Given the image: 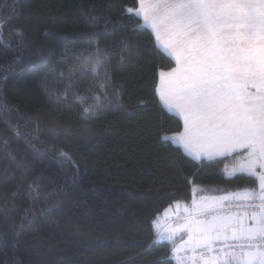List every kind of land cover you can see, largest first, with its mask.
Segmentation results:
<instances>
[{"label":"trees","instance_id":"trees-1","mask_svg":"<svg viewBox=\"0 0 264 264\" xmlns=\"http://www.w3.org/2000/svg\"><path fill=\"white\" fill-rule=\"evenodd\" d=\"M136 7L0 0V264H178L173 243L156 239L158 215L197 195L260 192L257 176L225 173L242 152L196 159L168 138L183 121L157 87L175 60L142 19L123 11ZM97 44L106 63L94 79ZM83 107L98 115L83 118ZM37 177L33 200L27 185ZM26 210L32 223L22 219Z\"/></svg>","mask_w":264,"mask_h":264},{"label":"snow or ice","instance_id":"snow-or-ice-1","mask_svg":"<svg viewBox=\"0 0 264 264\" xmlns=\"http://www.w3.org/2000/svg\"><path fill=\"white\" fill-rule=\"evenodd\" d=\"M123 11L150 25L176 57L178 67L161 73L160 89L163 102L184 118L185 130L175 137L176 143L193 151L197 159L212 160L224 153L245 150L247 155L231 171L251 172L259 179L261 204L260 211L252 214L255 225L237 227L232 217L217 215L219 203L201 205L195 209L196 214L211 215L212 220L193 222L189 238L193 250L212 252L220 239L247 241L250 250L243 252L245 246L241 244L243 254L225 253L227 259H221V264H264V172H256L257 165L264 169V0H137L135 9ZM95 19L92 17L90 22ZM17 34L22 36V30L17 29ZM124 46L128 47L126 43ZM96 57L88 69L94 79L99 78L106 63L99 55L98 44ZM106 80L111 82L110 77ZM100 92L106 96L104 84ZM100 92L93 93L98 102ZM75 102L82 104L83 98L77 96ZM96 115L92 108L83 107V118ZM15 134L21 135L18 128ZM4 143L7 145L6 140ZM46 150L79 167L63 149L49 145ZM40 191L37 177L27 185V195L35 200ZM52 207L41 212L48 213ZM22 219L32 223L35 216L28 219L26 210ZM23 227L19 225V229ZM206 264H217V257H210Z\"/></svg>","mask_w":264,"mask_h":264},{"label":"crops","instance_id":"crops-1","mask_svg":"<svg viewBox=\"0 0 264 264\" xmlns=\"http://www.w3.org/2000/svg\"><path fill=\"white\" fill-rule=\"evenodd\" d=\"M148 25V24H147ZM150 27V26H149ZM152 29V28H151ZM155 37H156V40H157V43H158V45L165 51V52H167L169 55H171L172 57H173V59L175 60V66L172 68V69H174V68H176V67H178V64H177V60H176V57L173 55V54H171V52L168 50V49H166L161 43H159V37H158V35L156 34V32H155ZM162 36H160V38H161ZM172 69H170V70H164V71H161L160 72V74H159V82H158V87H157V92H158V96H159V98H160V100H161V102L163 103V105L167 108V109H169L171 112H173V113H175V114H177L181 119H182V121H183V128H182V130L180 131V132H177V133H173V134H170L169 136H168V138L172 141V142H174L175 144H177V145H179V146H181L182 147V149L187 153V154H189L190 156H192V157H194V158H196V156L194 155V153H193V151H190L189 149H187V148H185L184 147V145L183 144H178V143H176V141H175V137L176 136H178L179 134H181V133H183L184 132V130H185V124H184V118H183V116L180 114V112L179 111H176V110H172V109H170L164 102H163V100L161 99V97H160V89H161V87H162V85H161V80H162V77H161V73L163 72V73H168V72H171V70ZM251 91H255V89H250ZM236 152H242L240 155H239V158H241L242 156H244V155H247V153H246V151L245 150H237ZM236 152H228V153H224L223 155H221V156H225V155H230V154H233V153H236ZM221 156H215V157H213V158H217V157H221ZM202 158H206V157H201L200 159H202ZM197 159V158H196ZM207 159V158H206ZM247 172V171H246ZM256 172H264V169H261L260 167H259V165H257V168H256ZM248 173V172H247ZM249 173H251V172H249ZM252 174V173H251ZM197 190H199V189H197ZM260 194H261V192H252V191H247V190H244V191H237V192H235V193H233V194H229V195H221V196H216L215 197V200H214V202H213V204H217V203H219V205L220 206H222L227 200H223V201H220V199L219 198H221V197H224V196H227V197H229V199L230 198H232V197H246V196H250L251 198H257V197H260ZM199 196V195H198ZM214 197V196H213ZM196 199V198H195ZM194 201L195 200H193V201H191V203H187V206H191L193 203H194ZM175 204H173V206L172 207H174L173 208V211H170V212H168V214H166L165 216H163L160 220H159V224H160V226H159V229H160V231H159V240H160V238H163V239H161V240H168V241H170L171 242V240L170 239H168V238H170V237H172V238H174V239H176V240H179V238H178V236L177 235H175L176 233L177 234H179V233H183L182 232V229H183V227H185V226H176L175 224H174V220L179 216V215H184V216H187V218L189 219L188 220V226H186L187 227V229L189 230L192 226H193V222L194 221H201V220H208V221H211L212 219H206V218H204L203 216H201V215H196V216H194V217H192L191 215L192 214H196V212H195V209L198 207H193V206H191V208L188 210L187 208H186V206H184L183 204H176L175 206H174ZM167 209V208H166ZM165 209V210H166ZM164 210V211H165ZM164 211L160 214V215H163V213H164ZM175 212V213H174ZM160 215H159V217H160ZM189 216H191L190 218H189ZM228 217H232L233 218V221L236 223V226L237 227H239V225L240 224H243V225H245V226H247V227H251V226H253V225H255V220L254 219H252V215H246V214H244V213H242V212H235V213H233V214H231V215H229ZM160 222H162V224L160 223ZM175 225L174 227H175V230H173V227L171 226V225ZM186 224V223H185ZM183 235V234H182ZM228 235L230 236L231 235V232L229 231V233H228ZM174 236V237H173ZM221 240H224V239H220V240H217L216 242H215V244L213 245V248H215L216 247V244L217 243H219ZM229 241L231 240V239H228ZM173 242V241H172ZM188 245V246H187ZM187 245H184V244H176V245H173V257H174V259L176 260V262L178 263V264H206V261H208L209 260V258L210 257H217V264H221V259H227V257L224 255L225 253H228V252H231L230 250H228V249H221L216 255H208V256H205V257H203V259H201V255L198 253V249L199 248H196L195 250H193V247H192V245L191 244H187ZM191 245V246H190ZM234 253H236V252H234ZM236 254H238V255H242L243 253H236ZM176 258H178V260L180 261V263H179V261L176 259Z\"/></svg>","mask_w":264,"mask_h":264},{"label":"built area","instance_id":"built-area-1","mask_svg":"<svg viewBox=\"0 0 264 264\" xmlns=\"http://www.w3.org/2000/svg\"><path fill=\"white\" fill-rule=\"evenodd\" d=\"M261 204L260 197L257 198H244V197H232L228 199L222 206H220V210L217 213L220 217L227 218L229 215L235 212H242L246 215H252L253 213H258L260 211L259 205ZM195 214H192L193 217ZM206 219H212L211 215L205 216ZM184 218L179 217L176 221L178 225L183 223ZM253 244L259 243V241H253ZM243 244L245 247L243 252L250 250L247 245V241L240 240H230L228 242L221 240L215 248H213L212 252H205L203 249L199 248L198 253L203 256L208 255H216L221 249H228L231 252H239L242 253V249L240 245Z\"/></svg>","mask_w":264,"mask_h":264},{"label":"rangeland","instance_id":"rangeland-1","mask_svg":"<svg viewBox=\"0 0 264 264\" xmlns=\"http://www.w3.org/2000/svg\"><path fill=\"white\" fill-rule=\"evenodd\" d=\"M148 26H150V25H148ZM150 28H152L151 26H150ZM152 31L154 32V34H155V31L152 29ZM156 36V35H155ZM159 37V43H161L162 45H163V37H161L160 38V36H158ZM177 68V67H176ZM246 155H244V156H242L241 158H243V157H245ZM241 158H239L238 160H237V162L235 163V164H233V165H230V166H228V167H226V169H225V173H226V175L227 176H232L233 174H235V173H232V169L234 168V167H236L237 166V163H238V161L241 159ZM257 168V167H256ZM238 172H242V171H238ZM243 172H246V171H243ZM249 173V172H248ZM231 174V175H230ZM215 197L216 196H205V195H197V196H195L194 197V199L193 200H195L194 201V203L191 205V206H195V207H199V206H201V205H205V204H213V202H214V200H215ZM196 198V199H195ZM176 204H183L184 206H186V208L189 210L190 208H191V206H187V203H183V202H177V203H175V205ZM174 205V206H175ZM173 206V205H172ZM172 206H169L165 211H164V213H163V215H160V217H159V215L157 216V218L155 219V221H154V228H155V230H156V233H157V240H159L158 238H159V231H160V229H159V226H160V224H159V220L163 217V216H165L166 214H168V212H170V211H173V208L174 207H172ZM175 213V212H174ZM180 216V215H179ZM178 216V217H179ZM160 218V219H159ZM190 218V217H189ZM188 218L186 217L185 218V220H184V222H183V224H181V225H178L177 223H175L174 222V224L176 225V226H185V227H183V229H182V232L183 233H179V234H175V235H177L178 236V238H179V240H176V239H174V238H172V237H170V238H168V239H170L171 240V242L173 243V245H176V244H184V245H187V244H191V242H190V236L192 235V233H191V231H190V229L188 230L187 229V227L186 226H188ZM161 224H162V222H160ZM186 223V224H185ZM175 225H171L172 227H173V230H175ZM183 234V235H182ZM174 237V236H173ZM161 239H163V238H160V240ZM192 245V244H191ZM190 245V246H191ZM188 246V245H187ZM177 260H178V258H176ZM179 261V260H178ZM179 263H180V261H179ZM181 264V263H180Z\"/></svg>","mask_w":264,"mask_h":264},{"label":"water","instance_id":"water-1","mask_svg":"<svg viewBox=\"0 0 264 264\" xmlns=\"http://www.w3.org/2000/svg\"><path fill=\"white\" fill-rule=\"evenodd\" d=\"M258 188H259V191L261 192L260 187H259V179H258Z\"/></svg>","mask_w":264,"mask_h":264}]
</instances>
